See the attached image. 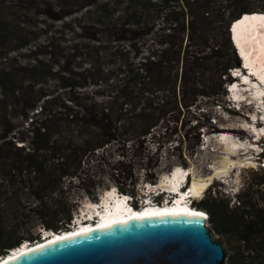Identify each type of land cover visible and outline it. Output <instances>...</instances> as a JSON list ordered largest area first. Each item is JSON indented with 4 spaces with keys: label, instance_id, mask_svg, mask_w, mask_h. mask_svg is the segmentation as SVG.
<instances>
[{
    "label": "trees",
    "instance_id": "trees-1",
    "mask_svg": "<svg viewBox=\"0 0 264 264\" xmlns=\"http://www.w3.org/2000/svg\"><path fill=\"white\" fill-rule=\"evenodd\" d=\"M170 1L114 0L111 5L103 2L91 24L79 25L84 32L83 41L70 45L64 38L68 26L63 24L56 32L58 38H63L50 37L33 48V39L22 25L26 21L20 16L8 21L0 10L1 228V216L21 205L27 193L31 198L28 205L37 211L43 230L69 231L78 206L75 190L92 194L108 186L95 183L94 176L84 168L91 160L106 161L114 155L123 158L118 166H112V176L117 191L130 195L135 207L139 206L134 199L139 188L136 165L147 172L143 184L151 185L162 172L174 169L173 161L164 168L159 157L154 162L145 154L146 146L155 143L160 150L172 141L182 111L190 112L200 99L215 92L217 49L207 46L202 38L198 39L199 45L209 49H191L194 38H198L191 20L188 26L181 25V34L188 35L185 45L183 36H174L177 26L171 29L160 25L162 21L165 24L166 17L178 18L176 15L182 14L177 7L167 10ZM185 16L183 13L181 17L183 24L187 21ZM214 18V22H221V18ZM54 38L66 40L55 51L61 54V61H16L23 50L52 51ZM235 64L239 65V59ZM48 80L56 82L58 89L68 95H53L49 87L36 89ZM191 137L197 144L199 135ZM240 196L241 191L233 196V203L238 202V206L231 211L225 207L229 215L217 201L195 200L193 207L203 210L217 231L229 228L228 232H235L241 227L240 240L246 242L249 234H255L251 229L259 225L252 221L246 224L244 217L248 212L244 209L251 202L243 205ZM237 209H242V213L233 212ZM263 213L260 210L254 217L260 220ZM39 239V235L17 236L4 229L0 231V257L25 242L32 244ZM260 248L264 250V242Z\"/></svg>",
    "mask_w": 264,
    "mask_h": 264
},
{
    "label": "rangeland",
    "instance_id": "rangeland-1",
    "mask_svg": "<svg viewBox=\"0 0 264 264\" xmlns=\"http://www.w3.org/2000/svg\"><path fill=\"white\" fill-rule=\"evenodd\" d=\"M29 1L0 0V10L3 9V13L8 17L6 18L8 21H13L12 19L14 16H20V20L24 19L26 21V24L22 25L26 29V32L30 33V39H33L30 42V48H33L34 46L44 44L50 39V37L59 36L56 32L61 26H64L63 24L68 26L64 38H66L67 41H70V45H73L76 41H83L84 32L79 29V25L91 24L93 15L97 14V8L103 2L110 3L111 5L114 0H34V2L31 3ZM170 6L181 9L182 14L180 13L181 15H176L178 18H171L168 16L166 17L167 21L165 24H163L162 21L160 25H165L171 29L177 26L176 29L178 32L174 31V36H183V44L185 45L187 43L188 35L187 32L185 35L181 34V25L188 26L187 23L191 20L193 21V25L197 30L198 35V38H194L191 49H209L205 48L206 45L217 49V55L214 58L217 67L214 81L217 84V88L212 95L200 99L197 103L198 106L193 107L190 112L185 110L182 111L183 113L177 123L178 130L176 135L173 136L174 138L172 141L162 145L160 150L158 149V144L150 143L146 146L145 154L148 157H151L154 162L159 157L163 168L168 162L173 161L174 169H177L175 166L192 169L194 176L205 178L210 174H213L214 170L211 166L220 160L219 156L221 155V152L219 151V153L217 149V147L223 146V144L221 145L217 141L221 135L220 131H232V135L235 136V139L246 142L247 139H250L249 136L252 133L243 131L239 127L240 121L242 118L245 119L246 116L249 118V115L253 112L252 106L254 108L256 106L259 108L262 107L264 109V102L262 105H257L256 101L251 99L253 101V103H249L251 106L240 105L242 109L237 111V109L229 103L227 87V84L230 83L232 78L230 75V69L237 67L235 63L238 59L236 51L231 43L232 41L230 40L228 28L230 23H228V20L230 19L232 22L234 18H238V16L244 14V12H264V0H179L178 3L172 0L169 2V7L167 8V10L172 11L173 9ZM167 13H169V11ZM183 13L184 15L187 14V16H185L187 17L185 24H183L181 18ZM62 17V20H58V18ZM214 17H216V19L221 18V22H214ZM43 25H45L49 31H46ZM218 25H221L220 28L217 27ZM69 26L72 27V29ZM170 30L167 31L170 32ZM47 32L49 33L47 34ZM61 38L63 37H57V39ZM199 38H202L206 45H199ZM166 39L169 38L166 37ZM53 42L54 48L52 51L44 48H37L36 51L32 49L35 51L33 53L23 50L21 55L17 54L18 58L16 61L19 64H34V58H39L43 64H46V62L56 63V61H61V54H57L55 51L61 43H66V40L61 41L54 38ZM229 42L233 49L229 46ZM1 68L2 64L0 65V70ZM41 87H44L43 89L49 87V90L54 92L53 95H68L65 91L62 92L58 89L56 82L53 83V81L50 80H48L47 83L37 85L36 89L39 90ZM250 94H252L250 90H245L243 93L240 92L242 98H255ZM246 101L251 102L250 100ZM192 115L194 117L191 119ZM232 126L235 128L228 129ZM247 132L249 133V136ZM196 134L199 135V141L197 144H194L195 140H193L191 136H195ZM254 135L256 134L254 133ZM257 137L259 140L262 136ZM259 146L260 148L262 147L261 145ZM252 151L255 154V167L237 166L231 169L232 171L234 169L239 170L237 173V176L240 177L239 184L236 183L235 179L230 178V176L225 177L226 179L223 177L214 178L203 193H201L200 199L196 200L200 201L201 199H205L207 201H217V203L221 204L222 208L225 209L226 207L231 211L232 207L238 206V202L233 203L234 197L232 196V190L236 191L240 188L241 203L243 205L244 203L249 205L251 202V206L247 208L245 207L244 209L245 212L249 213L244 217V220L246 221V224L252 221L256 224L258 223L259 226L251 229V232L253 233L254 231L255 234H249V241L243 242L240 240L241 227L235 232H228L227 229L229 228L217 231L210 220L207 221V227L210 229L213 236L222 242L223 247L227 251L226 264H264V250L260 248V245L264 242V213L260 220L254 217V214L256 215L259 213L260 210L264 211V167L262 166L261 159L263 155L261 153L257 155V149ZM122 159V157L114 155L106 161L91 160L90 163L86 162L84 164V168L89 171V175H92V178L94 176L93 180L95 183L108 186L100 188L96 193L93 192L92 194L86 193L83 189L75 190L74 199H78V206L74 210V217L76 216L77 219H79L78 216H81V219H79L80 222H84L81 221L85 219L83 217V211H86L89 207H91L94 214L95 209L93 210L90 203L99 202L105 194L117 190L112 176L114 169L111 168L113 165L118 166L120 164L119 161ZM140 167V165L135 166V177L139 179V188L136 189L134 198L138 200L139 203L141 201L140 197L143 198L148 196L143 189L145 185L143 183H145V175L147 172L143 171V168ZM172 171L162 172L155 185H158L161 181L165 180L166 177H169V175L173 177L170 174ZM149 188V190L151 191L152 189L153 192L156 189L152 185ZM145 194L146 196H144ZM164 199L168 198H165V195L163 194L157 201L161 202ZM1 200L7 201L4 198H1ZM28 203H31V198L30 195L25 193L22 197L21 205L10 208V213L8 214L6 212L7 216H1V218H3V228L0 227V231L7 229L11 234L17 236H40L43 230V222L38 218L36 214L37 211L35 213L30 209L32 206H29ZM87 205H89V207H87ZM101 211H105V208H102ZM234 211H237L236 213L240 214L243 210L237 209L233 210V212ZM226 214L229 215L230 212H226L225 209V215ZM84 216L86 217L87 215ZM92 217L89 216V218L93 219ZM77 219L76 222H78ZM86 219L89 220L88 218ZM43 235H45V233H43Z\"/></svg>",
    "mask_w": 264,
    "mask_h": 264
},
{
    "label": "water",
    "instance_id": "water-1",
    "mask_svg": "<svg viewBox=\"0 0 264 264\" xmlns=\"http://www.w3.org/2000/svg\"><path fill=\"white\" fill-rule=\"evenodd\" d=\"M207 221L204 212L145 214L48 240L0 264H226Z\"/></svg>",
    "mask_w": 264,
    "mask_h": 264
},
{
    "label": "bare ground",
    "instance_id": "bare-ground-1",
    "mask_svg": "<svg viewBox=\"0 0 264 264\" xmlns=\"http://www.w3.org/2000/svg\"><path fill=\"white\" fill-rule=\"evenodd\" d=\"M230 40L232 41V45L236 51L237 57L240 62L241 69L243 73L240 72L239 76L242 77L241 80L236 79L235 84L230 87V90L234 97H240V92L243 93L245 90H250L255 98L246 97V100H250V103H253L252 100L256 101L257 105H262L264 102V12L261 11H251L245 12L238 19L234 20L231 25ZM231 36L233 39H231ZM249 72L244 71V68ZM238 76V75H237ZM245 94V93H244ZM260 95V96H259ZM247 96V95H246ZM252 99V100H251ZM253 112L249 115V118L246 116L245 119L242 118L240 121L239 127L243 131H248L252 133L246 142H242L243 140L235 139V136L232 135V131L223 130L220 131L221 135L218 138V142L223 146L217 147L218 152H221L220 160L216 164H212L213 174L208 177L201 178L196 177L193 174L192 169H188V176H185L186 168L177 167L176 171L172 173L171 177H166L165 180L161 181L156 189L162 190L165 192L176 191L179 186H183L184 182H187L185 188L180 189L182 198L187 196L186 193H183L185 189H188L190 195L193 198L200 199L201 193L207 188L210 182L214 178H220L230 176V178L235 179L236 183L239 184L240 177L237 176L238 169H231L235 167H255V158L254 152L252 150L259 149V142H257L258 137L256 136H264V124L258 126L254 120L257 117L255 114L254 107L252 106ZM254 117V118H251ZM251 118V120H250ZM258 122V121H257ZM261 127V129H259ZM235 128L229 127L228 129ZM254 133L256 135H254ZM255 137V138H254ZM247 138V137H246ZM253 138V139H252ZM211 142V141H210ZM217 145V143H216ZM218 146V145H217ZM215 148V147H214ZM249 149V150H248ZM214 151V150H213ZM246 151V153H245ZM215 152V151H214ZM219 152V153H220ZM242 152V153H241ZM258 152V151H257ZM215 155V154H214ZM218 157V156H215ZM264 157V156H263ZM219 159V158H218ZM236 159V160H235ZM210 165V164H208ZM264 167V166H263ZM222 181V180H221ZM225 182V181H224ZM223 182V183H224ZM150 186V185H149ZM153 186V185H152ZM154 187V186H153ZM108 191V190H107ZM116 203L115 206H108L110 201ZM90 206L93 207V203H90ZM125 203L117 198L116 192L111 191L105 194L102 197V208H105V211H101V209L93 207L99 213L101 219L97 222L98 227L102 225L109 224L111 222L125 220L131 217H137L145 214L159 213V212H172V211H180L183 213H202L203 210L199 208H194L193 205L187 203H183L181 199L175 201L173 206H170L169 203L159 208H144L142 212L135 211L134 209L129 210L128 207H124ZM89 207V205H87ZM109 207V208H108ZM87 215L90 217L94 216L91 207L86 209ZM93 218V217H92ZM81 219V218H79ZM75 220V225L69 231L62 232H51L45 231V239L38 241L35 244L24 245L20 250L14 251L11 255H17L18 253H23L30 247H33L38 244H44V242L50 239H59L61 237H65L71 235L72 233H78L82 231L90 230L96 225L95 223L88 224L86 219H83L80 222ZM92 220V219H91ZM52 235V236H51ZM10 256V255H9ZM12 256H10L12 258ZM4 259V258H3ZM0 262H2V260Z\"/></svg>",
    "mask_w": 264,
    "mask_h": 264
},
{
    "label": "clouds",
    "instance_id": "clouds-1",
    "mask_svg": "<svg viewBox=\"0 0 264 264\" xmlns=\"http://www.w3.org/2000/svg\"><path fill=\"white\" fill-rule=\"evenodd\" d=\"M232 39H233V37H232ZM239 64H240V62H239ZM239 68H241V66L240 65H238L235 69H239ZM231 71L233 70V68L232 69H230ZM231 75V74H230ZM232 77V76H231ZM233 79V77L231 78V80ZM241 105H245V103L243 102ZM245 106H251V105H245ZM242 109V108H241ZM254 110H255V108H254ZM248 114V113H247ZM255 114H257V117H256V120H258V122L255 120V122L256 123H258L257 125L258 126H261V125H263L264 124V114L262 113V115H261V118H260V115H259V112H257L256 110H255ZM251 120V119H250ZM259 129H261V127L259 128ZM247 134L249 135V133L247 132ZM260 141H258L259 142V145H261L262 147H261V149H263V147H264V138H262V137H260V139H259ZM260 147V146H259ZM263 156H264V152H262L261 153ZM259 155V154H258ZM261 157V159H262V162H263V159H264V157ZM263 166V165H262ZM186 182V181H185ZM187 183V182H186ZM149 185H151V184H149V183H146L145 185H144V192L145 193H147V195L148 196H146V194L144 195V196H146V197H143V198H140V200H141V202L144 204L141 208H138V207H135L134 206V204H133V202H134V200H133V198H130V195H126V194H121V193H119L117 190L115 191L116 192V195H117V197L119 196V195H121V197H122V201L125 203V206L124 207H128L129 208V210H132V209H134V210H137V211H143L144 210V207H145V202L146 201H151V203H153V204H155V206H156V208H159V206H157V202H159V201H157L158 199H159V197L161 196V195H163V191H161V193L160 194H158L157 196H154V192L152 191V189H151V191L149 190L150 188L149 187H151V186H149ZM241 190H240V188L239 189H237L236 191L234 190V191H232L233 192V194H232V196H235V195H237L239 192H240ZM149 195H150V197H149ZM153 195V196H152ZM165 195V194H164ZM165 197H166V195H165ZM152 198V199H151ZM154 199H156V201L154 200ZM129 200V204H127V201ZM146 200V201H145ZM196 199L195 198H193V200H191L190 202H191V204L193 205V201H195ZM100 202H102V200L101 201H99V202H95V203H93V207H96ZM175 202V201H174ZM174 203H172V205H173ZM170 205V204H169ZM172 205H170V206H172ZM133 206V207H132ZM160 207H163V206H160ZM146 208H153V206H149V207H146ZM195 208V207H194ZM93 210H94V208H93ZM84 212V214H83V217L86 219V218H88L90 221H92L93 223H95L96 225H97V222L101 219V217L99 216V218L98 219H92L91 220V218H89V216L87 215V212L84 210L83 211ZM95 212V211H94ZM97 212V211H96ZM84 215H87L86 217L84 216ZM79 218H81V216H78ZM77 219V217L75 216L74 218H73V220H76ZM87 220V219H86ZM96 225H94V226H96ZM71 229V228H70ZM45 231V230H44ZM41 235L42 234H40V241L41 240H43V239H41ZM45 239V238H44ZM38 240V241H39ZM37 241V242H38ZM36 241L35 242H33L32 244H35V243H37ZM23 245H29V244H26V243H23V244H21L19 247H17V248H14V249H11V250H9V252H8V254H6L5 256H2V257H0V259H6L7 257H10V256H12L11 255V253L12 252H14V251H17V250H20L21 249V247H23ZM10 255V256H9ZM7 256V257H6Z\"/></svg>",
    "mask_w": 264,
    "mask_h": 264
},
{
    "label": "built area",
    "instance_id": "built-area-1",
    "mask_svg": "<svg viewBox=\"0 0 264 264\" xmlns=\"http://www.w3.org/2000/svg\"><path fill=\"white\" fill-rule=\"evenodd\" d=\"M185 176H186V178H187V176H188V169L185 170ZM161 191H162V190L155 189V191H154V196H157L158 194H160ZM186 194H187V195H190L188 189H186ZM130 198H132V197L130 196ZM165 198H166V197H165ZM167 201H168V199H164V200L161 201V202H157V203H158L157 206H164V205H167ZM173 203L175 204V202H173ZM188 204L192 205L191 202H190V203H187V205H188ZM143 205H144V204L140 201L138 208H141ZM132 207H133V206H132ZM85 221H87L88 224L93 223V222L90 221V220H85ZM74 226H77V225H75V220L72 221V225H70V228L72 229ZM44 232H45V231L42 230V232H41V234H42V235H41V239H44V238H45L44 235H43Z\"/></svg>",
    "mask_w": 264,
    "mask_h": 264
}]
</instances>
